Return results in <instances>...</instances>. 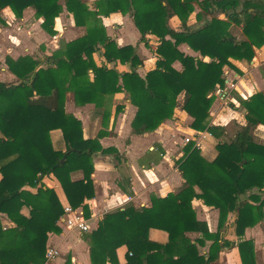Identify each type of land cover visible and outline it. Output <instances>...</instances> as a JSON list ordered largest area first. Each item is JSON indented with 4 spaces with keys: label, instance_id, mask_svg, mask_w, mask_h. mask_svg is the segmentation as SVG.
<instances>
[{
    "label": "trees",
    "instance_id": "obj_1",
    "mask_svg": "<svg viewBox=\"0 0 264 264\" xmlns=\"http://www.w3.org/2000/svg\"><path fill=\"white\" fill-rule=\"evenodd\" d=\"M194 5L200 8V19L210 18L191 29L187 20ZM94 6L90 10L82 0H0V13L8 9L18 19L32 9L51 36L64 10L75 26L86 30L66 43L61 54L5 59L16 83L0 81V214L14 226L0 225V264H41L48 234L60 232L57 222L64 209L43 182L45 177L52 175L68 205L89 218L84 201L95 193L93 158L119 156L114 148L101 146L102 132L84 139L81 121L65 112L68 92L77 106L94 104L96 110L102 109L106 96L126 93L136 109L132 135L155 131L179 108L192 119L191 130L217 137L220 128L208 127L207 118L215 91L224 87V67H232L229 60L251 62L254 48L264 45V3L258 0H109ZM111 13L129 14L146 48L151 46L147 36L156 39L157 61L144 77L135 71L142 64L135 49L118 47L99 25L98 16ZM173 17L179 19L178 27L171 26ZM231 25L241 27L247 40L236 41L228 31ZM181 44L196 56L181 52ZM99 51L102 64L96 66L92 56ZM175 62L180 71L173 68ZM107 64H128L134 71L119 73ZM240 105L245 125L229 140L216 143L214 161L207 162L192 141L184 146L183 158L176 163L184 181L179 193L151 196L149 207L127 205L105 213L94 230L83 234L91 264H119L116 250L122 246L127 249L123 264H212L225 249H236L241 264H257L254 242L245 238V231L264 220V144L252 135L258 126L264 127V94L255 93ZM120 110L117 106L116 113ZM78 171L82 177L72 179ZM194 199L217 210L214 232L196 219ZM23 207L29 209L27 217L21 214ZM150 229L166 232L168 241H151ZM188 233L199 237L192 240Z\"/></svg>",
    "mask_w": 264,
    "mask_h": 264
},
{
    "label": "crops",
    "instance_id": "obj_2",
    "mask_svg": "<svg viewBox=\"0 0 264 264\" xmlns=\"http://www.w3.org/2000/svg\"><path fill=\"white\" fill-rule=\"evenodd\" d=\"M82 1L93 7L97 1L105 2L109 0ZM258 1L264 3V0ZM90 7L89 9L93 10ZM4 11L12 16L8 9H4ZM24 12L29 13V15L30 13L34 14L32 9H26ZM24 12L20 19L23 21H25ZM216 17L219 19L224 18L223 15ZM98 19L99 25L105 30V34L114 39L118 47L132 46L135 49L138 58L142 62L141 65L135 68L136 73L140 77H144L147 72L154 69L158 57L155 53L156 39L147 36L146 38L151 46L150 48H146L139 41L140 33L134 26L129 14L111 13L108 17L98 16ZM176 19V17H173L171 20L177 21ZM36 20L38 24L42 23V19ZM55 20V30L57 32L61 30L58 34L59 37H67L66 43L80 38V36H74L77 33H82V37L86 31L84 27L75 26L72 16L65 10ZM57 21H59L58 24ZM193 22H195V19L190 20L189 18L187 25L190 27ZM177 23L171 26L178 27L180 23ZM64 29L66 31H63ZM228 31L238 42L247 40L239 26L231 25ZM178 49L185 55L196 56V53L191 51L185 44L179 45ZM92 57L96 66L102 64L101 51L94 53ZM229 62L232 67L225 66L223 69L225 79L224 87L215 91L214 107L209 112V117L207 118L209 126L212 127L213 124H216V127L219 126V135L217 138H214L205 132L202 133L204 135L199 150L200 155L207 162H212L217 157V151L215 149L216 143L219 141H227L226 137H221L220 135H229L228 127L240 130L245 125V109L240 105V102L255 93L264 94V45L258 49L254 48V58L251 62L235 60H229ZM107 66L108 68H115L119 73L134 71L128 64H117L115 66L113 64H107ZM173 68L177 71L181 70L178 62L173 64ZM89 76L92 79V75L90 74ZM218 90L221 92L218 93ZM70 95L72 96V93ZM179 99H181V96ZM74 104L72 103L70 106L66 104L65 112L72 114L81 121L84 139L96 138L102 132V137L99 139L101 146L103 148H114L119 155L118 158L111 155H96L93 158L94 172L91 178L95 193L91 200L84 201V204L87 205L90 212V217L85 218L89 226L88 232L97 227L98 222L105 213L118 209L122 210L127 205H133L135 208L149 207L151 196L162 198L169 193H179L184 181L178 171L176 163L183 158V148L186 145L184 139L189 138L193 142V139L197 138L196 134L199 133L189 128L192 119L184 111L176 108L173 118L171 120H165L151 133L132 135L131 122L136 109L130 104L126 93L106 96L103 99L101 110H96L94 104H86L84 106ZM226 104H229V106H224ZM117 106L121 107L118 113H116ZM262 130L264 131L262 126L254 129L253 137L257 133L264 136V133L258 132H262ZM58 137V135L54 136L55 142L58 141ZM81 177L82 173L80 171L71 174V178L74 180L80 179ZM43 182L48 188L54 190L62 207L68 205L58 181L52 175L45 177ZM194 189L198 192V188L195 187ZM28 190L34 192V189ZM191 205L196 219L207 223L209 231L214 232L218 219L217 210L203 205L197 199H194ZM77 210L82 211V209ZM21 214L27 217L29 215V209L23 207ZM232 218L233 215H229L228 219L232 220ZM0 225L3 229L14 226L2 214H0ZM57 225L60 232L48 234L46 244V248L53 246L59 251V257L53 264H65V262H68V264H91L89 247L83 240L84 233L77 229L68 228L63 224L62 220L58 221ZM259 227L248 228L245 231V238L252 239L254 242L257 264H259L258 250L263 254L264 259V230H260ZM259 231L263 233L261 234ZM187 236L192 240L199 237L196 233H188ZM148 238L160 244H165L168 241L167 233L156 229L149 230ZM207 245L208 243L200 249L201 253L206 252ZM235 250L225 249L220 257L225 256L227 252L232 251L234 253ZM126 251L125 246L116 250L119 264L125 262Z\"/></svg>",
    "mask_w": 264,
    "mask_h": 264
},
{
    "label": "rangeland",
    "instance_id": "obj_3",
    "mask_svg": "<svg viewBox=\"0 0 264 264\" xmlns=\"http://www.w3.org/2000/svg\"><path fill=\"white\" fill-rule=\"evenodd\" d=\"M98 2L99 1L95 3H98ZM83 3L88 7L91 6L90 8L95 10V6L92 7V5L89 6L85 2ZM198 14H201L200 8L197 5H194V11L189 16L190 20L195 19V22H193L190 25L191 29H196L204 25L210 18L207 15H204L200 19ZM24 15H25L24 17L25 21L16 18L13 14L12 16H10V14L6 11L4 12L2 11L0 13V16L5 21V25L0 26V81L4 82L7 85L16 83L15 78L13 76L11 77V74L8 72L7 67L5 65V59L7 57L13 58L14 60L16 58L18 59L25 55H30V56L35 57L36 59H43L45 56H50L51 54L58 55L64 51V46L67 40V37L58 36L61 30L58 32L55 30L56 20H55V25H54L55 34L51 36L42 28L41 24H38V21L36 20L37 18L35 17L34 14L30 13L29 15V13L24 12ZM219 15H222V14L219 12H215L214 14V16H219ZM176 20L177 21L171 20L170 24L172 26H174L176 22H178L177 24H179L180 23L179 19L177 18ZM58 23L59 21H57V24ZM73 23H74V20H73ZM57 28L59 27L57 26ZM128 28H131V27H128ZM63 31H66V30L64 29ZM84 34L85 32L83 33V35ZM81 35L82 33H77L74 36L81 37ZM214 100H215V97H214ZM72 103H74L73 97L70 95V92H68L66 94L65 105L68 104L70 106ZM213 103L210 108V111L214 107ZM224 106L228 107L229 104H226ZM214 110L216 111V109ZM207 126L210 127L208 123H207ZM216 126H217L216 124H213L212 127H216ZM228 129H229V135L227 134H224V136L220 135L221 137H226L227 140H229L238 131L236 130V128L228 127ZM253 132L254 130L252 131V134ZM258 132L262 134L264 133L263 130L262 132L261 131H258ZM218 135H219V132H218ZM212 137L217 138L218 136L217 137L212 136ZM254 139H255V142L259 144H264V136H261V134L259 133H257ZM256 226H260L259 227L260 230H264V220ZM259 232H261V234L263 233L262 231H259ZM232 251L227 252V254L225 256H222L219 261L214 262L212 264H239L240 260H239L238 252L235 250L237 253L235 251L233 253ZM258 256H259V259H258L259 264H263L264 263L263 254L260 252V250H258Z\"/></svg>",
    "mask_w": 264,
    "mask_h": 264
},
{
    "label": "built area",
    "instance_id": "obj_4",
    "mask_svg": "<svg viewBox=\"0 0 264 264\" xmlns=\"http://www.w3.org/2000/svg\"><path fill=\"white\" fill-rule=\"evenodd\" d=\"M231 87H233L231 85ZM221 91L218 90V93ZM205 133L211 135L207 131H204ZM204 132H199L196 134L195 139H193L194 146L199 148L200 143L202 141L203 135L202 133ZM191 140L188 138L184 139V143L187 144ZM64 209V215L62 216L61 220L65 226H67L70 229H77L82 233H86L89 231V226L87 224V221L84 217L83 211L81 210H73L69 205H66L63 207ZM59 257V251L56 247L53 246H48L46 248L45 252V259L41 264H53L54 261Z\"/></svg>",
    "mask_w": 264,
    "mask_h": 264
},
{
    "label": "water",
    "instance_id": "obj_5",
    "mask_svg": "<svg viewBox=\"0 0 264 264\" xmlns=\"http://www.w3.org/2000/svg\"><path fill=\"white\" fill-rule=\"evenodd\" d=\"M230 41L234 42V40L232 38H229Z\"/></svg>",
    "mask_w": 264,
    "mask_h": 264
}]
</instances>
